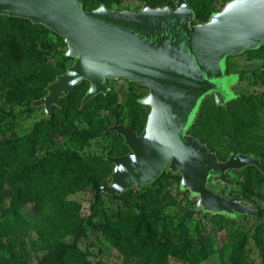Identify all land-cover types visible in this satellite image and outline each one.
<instances>
[{
  "label": "water",
  "instance_id": "water-1",
  "mask_svg": "<svg viewBox=\"0 0 264 264\" xmlns=\"http://www.w3.org/2000/svg\"><path fill=\"white\" fill-rule=\"evenodd\" d=\"M140 9L85 10L78 0H0V15L28 19L63 38L73 63L32 102L47 119L53 107L83 82L85 106L108 92V80L123 79L148 88L140 103L149 107L140 134L131 126L114 123L128 152L107 156L113 169L110 183L93 187L95 202L102 194L120 196L142 191L165 171L180 176L179 191L196 198L203 214L237 220L258 219V210L246 200H230L212 185L231 184L227 173L255 166L252 154H231L219 160L205 144L189 135L205 95L217 105L236 98L233 77L225 74L228 56L264 46V0H230L206 22L192 24L194 12L187 0ZM233 84V85H232Z\"/></svg>",
  "mask_w": 264,
  "mask_h": 264
},
{
  "label": "rangeland",
  "instance_id": "rangeland-1",
  "mask_svg": "<svg viewBox=\"0 0 264 264\" xmlns=\"http://www.w3.org/2000/svg\"><path fill=\"white\" fill-rule=\"evenodd\" d=\"M97 1L108 4L111 10L134 11L154 0H87L86 9L95 8ZM189 1L195 10L204 15L209 5L218 11L226 0ZM199 21L196 20V23ZM47 39L52 48L41 77L52 79L60 70L61 64L69 67L73 60L61 61L60 55L66 52L67 48L51 34ZM224 69L226 75L233 77L234 94L252 99V103L242 101L229 106L219 114L218 119L206 122L207 106L212 104L214 97L205 95L202 103L205 102L188 133L206 143L222 161L242 148H258L264 153V59H257L253 55L233 56L228 61L226 58ZM239 71L244 72L241 82L237 74ZM107 85L108 102L111 104L97 111L91 123L83 117L74 119L70 129L72 135L91 130L97 124L103 128H109L114 123L129 126L130 118L134 115L130 104L135 97L141 100L147 94V89L122 79L108 80ZM28 107L23 88L12 89L0 82V139L10 134L25 135L44 117L43 108H35L38 110L30 113ZM242 108L249 111V116L245 119L248 128L243 134L233 137L227 130L226 123L232 116L242 119V116H239ZM148 111L149 108L143 105L142 110L135 112V115L137 113L143 118L145 115L146 120ZM113 139V136L108 134L91 139L88 144H82L75 143L72 138L63 134L56 140L57 145L49 154L41 155L60 159L71 154L103 157L123 155L119 154L121 151L116 149ZM169 174L174 177L168 176ZM164 175L156 185L150 187L153 193L147 194L143 201H139L136 194L121 201L103 197L97 207L93 205L94 190L91 188L69 196L68 199L78 205L77 220L70 230L72 234H66L58 228L45 229L43 224L47 221V216L42 215L33 204L19 210L21 219L19 224H16L9 209L10 195L15 193L16 189L6 188L3 193L4 204L0 206V264H4L11 255L21 257L28 264H37L42 257L55 252L59 242L73 243L78 233L80 237L77 239V246L81 251L88 253L87 258L92 263L122 264V254L108 242L107 232L112 227L106 217L118 212L138 215V205L144 203L153 205L145 209V223H150L152 227L153 219L159 225L171 221L168 226L172 229L177 223L183 222L189 242L194 246L186 261L171 259L169 264H264V235L259 236L260 242L254 241L252 235L256 233L257 224L250 217L244 216L231 221L212 214L204 215L202 210L196 207L195 197H191L188 191H179L180 176L169 171H165ZM228 177L231 184L218 183L212 185V189L230 200L248 201L262 212L263 216L259 215V219L264 220V181L258 179L254 171L229 172ZM93 210H97L98 214H93ZM138 228H141V224L134 219L128 229L131 231Z\"/></svg>",
  "mask_w": 264,
  "mask_h": 264
},
{
  "label": "trees",
  "instance_id": "trees-1",
  "mask_svg": "<svg viewBox=\"0 0 264 264\" xmlns=\"http://www.w3.org/2000/svg\"><path fill=\"white\" fill-rule=\"evenodd\" d=\"M78 1L85 10H93L102 5L110 9L109 5L103 1H97V5L93 9H86L87 0ZM228 1L230 0H226L225 3ZM187 2L194 12L192 24H196V20L206 22L210 15L216 12L209 5L203 15V13L201 14L193 8L189 0ZM147 5L151 8L164 5L174 6L170 0H154ZM50 34L55 36L60 44L67 48L62 37L43 25L34 24L28 19L0 15V82L12 89L23 88L25 90L26 101L29 105L28 112L30 113L38 110L31 106L32 102L45 96L48 84L68 68V66L61 64L60 70L54 78L41 77V72L47 64L48 55L52 48L47 39ZM242 55H253L255 58L262 60L264 59V46L234 56ZM231 57L233 56H228L227 61ZM60 58L64 62L72 60V58L66 56V52L62 53ZM227 72H229L228 68ZM237 74L239 82H241L244 72L239 71ZM87 89L88 82H83L75 87L67 97L61 99L60 107L52 108L51 118L47 119L44 115L42 119L33 125L29 133L22 136L10 134L0 139V206L4 204V190L6 188L16 189V192L10 195L9 201V209L16 224H19V219H21L19 210L26 205L33 204L38 207L42 215L47 216V221L43 224L45 229L58 228L66 234H72L70 230L77 220L76 210L78 205L69 200V196L88 188L93 189V187L110 183L113 165L103 156L71 154L61 159L55 156H42L41 154H49L56 147V140L59 139L60 135H68L75 143L88 144L91 139L109 134L114 138L116 149L121 151L119 154H125L128 151L121 136L115 132L105 133L104 131L108 128H103L100 124H97L91 130H84L73 135L70 132L74 119L83 117L91 123L97 111L105 109L111 104L108 102V90L106 95L100 94L88 104L82 106L81 101ZM242 101L252 103V99L236 95L235 99L222 106L217 105L213 98L212 104L207 106L206 122H213L219 118V114L227 107L234 106ZM92 103L95 104L92 105ZM130 106L137 113L143 108L138 97L133 98ZM134 110L129 126L132 130L141 132L145 124V115L144 118L142 115H137V113L135 115ZM247 112L249 111L242 108L239 113L242 119L238 116H232L227 121V130L231 132L233 137L236 134H243L247 130L248 125L245 121L249 116ZM201 142L213 152L206 143ZM238 153L254 155L260 160L264 168V153L259 151L258 148L253 150L242 148L234 152V154ZM250 171H254L258 179L264 181V173L255 166L246 167L239 172L247 173ZM164 176L163 173L152 185H156L157 181ZM168 176L174 177L170 174ZM151 186L144 187L142 191L128 190L120 196L102 194L95 202L93 201V205L98 207L103 197L121 201L133 194L138 196L139 201H143L147 194L153 193ZM142 192L144 193L139 195ZM138 206L140 207L138 215H126L118 212L106 217L112 227L107 232L108 242L122 254V264H169L171 259L186 261L194 246L189 242L184 223H177L172 229H169L168 225L171 221L159 225L153 219V226L151 227L150 223H145L147 216L145 209L153 205L144 203V205ZM93 214H98L97 210H93ZM259 215L263 216L260 210H258L257 220L251 218L257 224L256 233L252 235L255 242H260L259 236L264 235V220L259 219ZM215 216L225 219L221 215ZM134 219L138 220L141 228L130 231L128 228ZM79 234H76V239L71 244L59 242L56 251L42 257L37 264H95L87 258V252H83L78 248L77 239L80 237ZM4 264L28 263L17 255H11Z\"/></svg>",
  "mask_w": 264,
  "mask_h": 264
},
{
  "label": "flooded vegetation",
  "instance_id": "flooded-vegetation-1",
  "mask_svg": "<svg viewBox=\"0 0 264 264\" xmlns=\"http://www.w3.org/2000/svg\"><path fill=\"white\" fill-rule=\"evenodd\" d=\"M122 80H123V79H122ZM136 85H137V84H136ZM138 86H139V85H138ZM141 87H143V86H141ZM144 88H146V87H144ZM146 89H147V94H148V91H149V90H148V88H146ZM147 94H146V95H147ZM144 96H145V95H144ZM144 96H143V97H144ZM147 107H148V106H147ZM148 108H149V107H148ZM148 112H149V111H148ZM147 115H148V114H147ZM146 118H147V117H146ZM145 122H146V120H145ZM133 131H134V130H133ZM134 132H136L137 134H140V133H141V132H137V131H134ZM127 152H128V151H127ZM127 152H126V153H127ZM126 153H125V154H126ZM123 155H124V154H123ZM121 156H122V155H121Z\"/></svg>",
  "mask_w": 264,
  "mask_h": 264
}]
</instances>
